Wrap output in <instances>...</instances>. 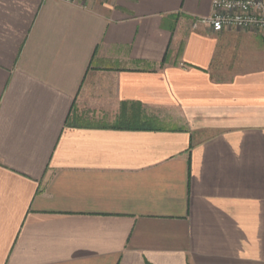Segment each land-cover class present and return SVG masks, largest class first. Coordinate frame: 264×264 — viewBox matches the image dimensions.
Returning <instances> with one entry per match:
<instances>
[{
	"label": "crops",
	"instance_id": "crops-1",
	"mask_svg": "<svg viewBox=\"0 0 264 264\" xmlns=\"http://www.w3.org/2000/svg\"><path fill=\"white\" fill-rule=\"evenodd\" d=\"M212 4L0 0V264H264V33Z\"/></svg>",
	"mask_w": 264,
	"mask_h": 264
},
{
	"label": "built area",
	"instance_id": "built-area-1",
	"mask_svg": "<svg viewBox=\"0 0 264 264\" xmlns=\"http://www.w3.org/2000/svg\"><path fill=\"white\" fill-rule=\"evenodd\" d=\"M212 6L210 16L192 22L193 30L203 27L214 33L225 30L264 33V0H213Z\"/></svg>",
	"mask_w": 264,
	"mask_h": 264
},
{
	"label": "trees",
	"instance_id": "trees-1",
	"mask_svg": "<svg viewBox=\"0 0 264 264\" xmlns=\"http://www.w3.org/2000/svg\"><path fill=\"white\" fill-rule=\"evenodd\" d=\"M143 109L139 104L123 103L117 122L112 127L136 131L159 130L160 128L157 127L156 120L145 116Z\"/></svg>",
	"mask_w": 264,
	"mask_h": 264
},
{
	"label": "rangeland",
	"instance_id": "rangeland-1",
	"mask_svg": "<svg viewBox=\"0 0 264 264\" xmlns=\"http://www.w3.org/2000/svg\"><path fill=\"white\" fill-rule=\"evenodd\" d=\"M144 115L156 120L157 127L159 128H170L175 126L173 118L175 119L177 115H169L170 113L167 111H163L161 109H152V108H144L143 109ZM120 114V112H119ZM173 116V117H171ZM171 117V118H170ZM177 126V125H176Z\"/></svg>",
	"mask_w": 264,
	"mask_h": 264
}]
</instances>
